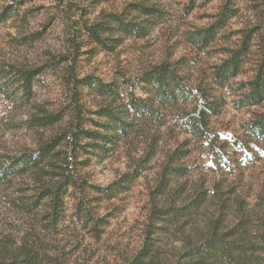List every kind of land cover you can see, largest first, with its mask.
Instances as JSON below:
<instances>
[{"label":"rangeland","instance_id":"rangeland-1","mask_svg":"<svg viewBox=\"0 0 264 264\" xmlns=\"http://www.w3.org/2000/svg\"><path fill=\"white\" fill-rule=\"evenodd\" d=\"M221 1L27 0L12 7L9 17L0 22L2 161L36 146L41 130L31 117L43 110L62 113L63 123L71 117L72 89L67 82L71 66L76 77H97L112 83L118 93L101 98L93 88L80 89L87 128L103 130L94 122L104 121L93 112L99 103L111 100L121 110L129 89L136 96L150 97L140 81L141 73L163 61L176 67L186 85L202 89L220 106L209 117V131L217 137L212 147L182 131L175 108L154 115L135 114L131 130L111 137L103 153H81L77 161H89L76 168L79 184L105 186L133 169L138 176L122 184L113 197L91 191L80 205L77 188L69 189L55 220L51 211L24 212L21 201L27 200L31 190L22 181L7 189L0 187V252L5 248L7 259L18 256L17 247L30 245L35 237L40 243V264H127L151 230L148 192L158 179L164 154L187 138L188 144L179 147L189 151L180 161L188 173L173 179L170 189L185 181L184 189H208V195L189 218L175 224L157 220L143 264H264V138L248 131L252 116L264 108V102L241 109L232 104L237 83L250 75L249 65L224 87L211 79L212 66L222 57L219 51L234 43L236 30L253 19L249 0H240L236 16L207 48L198 50L187 41L191 31L212 20ZM12 2L0 0V9ZM131 2L151 5L159 13L144 37H124L113 51H106L80 27L83 19L104 21L108 13L130 17L126 11ZM31 67L40 72L25 92L16 71ZM192 105V98L179 102V108ZM58 125L55 122L45 133ZM241 222L236 232H230ZM213 233L221 240L218 246L199 250ZM193 246L198 252L189 253Z\"/></svg>","mask_w":264,"mask_h":264},{"label":"trees","instance_id":"trees-1","mask_svg":"<svg viewBox=\"0 0 264 264\" xmlns=\"http://www.w3.org/2000/svg\"><path fill=\"white\" fill-rule=\"evenodd\" d=\"M24 1L27 0H13L12 3L3 6L0 9V22L9 17L12 7ZM239 2L240 0H222L212 15V20L207 25L191 31L187 35V41L198 50L207 48L230 19L236 16L239 11ZM248 8L252 12L253 19L236 30L237 38L234 43L222 47L219 51L222 57L212 66L211 72L212 82L219 87H224L230 80L241 75L249 65L250 75L240 80L235 89L236 94L232 104L236 109L258 106L264 102V0H249ZM126 13L130 17L121 13H108L104 21L96 19L89 22L83 19L80 27L104 50L113 51L124 37L146 36L153 26V19L159 16L155 7L140 2L129 3ZM117 34L119 37H115ZM39 70L31 67L16 71L18 82L25 92L30 90L31 81L40 72ZM67 77V82L72 89L71 117L63 123L62 113L52 115L44 110L41 114L31 117L36 128L41 130L36 146L33 149L21 151L7 161L0 159V187L10 188L13 182L20 180L31 190L30 194L25 196L27 200L21 201L22 208L28 215H32L31 212L35 209L38 211L43 209L53 212L55 220L63 208L69 189L77 188L81 196L80 205L81 200L87 198L91 191L111 198L116 192L122 190V184L136 178L139 173L133 169L121 173L105 186L91 183L79 184L80 175L76 168L77 164L85 166L89 161V159L77 161L81 153L92 156L103 153L111 137L126 134L128 130H131L134 127L135 114L154 115L160 114L161 109L175 108L180 112L179 119L184 133L202 140L211 147L216 142L217 137L211 135L209 131V117L211 114L218 113L220 105L206 96L202 89L186 85L176 67L170 62L153 64L141 73L140 81L148 88L150 97L136 96L133 90L129 89L127 103L121 110L114 108L111 100L96 105L93 112L104 121L103 123L94 122L95 126L103 128L102 131L85 127L80 89L93 88L101 98L104 96L110 98L117 97L116 88L112 83H103L97 77L93 79L89 76L76 77L73 66L67 71ZM191 98L193 100L191 108H179L180 101L185 102ZM55 122H59L58 128L46 134L47 127ZM248 131L252 135L264 138V108L252 116ZM187 144L188 139L184 138L182 141H177L175 147L165 152L158 179L148 192L150 222L148 225L151 230L147 233L143 246L127 264H143L144 258L148 257L150 250L148 240L150 234L157 228V220L175 224L180 219L193 216L205 202L208 189H184L185 181L175 183L177 185L174 186L177 189H170L173 179L185 177L188 173L180 161L189 151L181 150L179 147V145ZM180 187L182 189H179ZM176 194L177 196L174 197ZM241 224L242 222L230 232H236ZM212 232L215 231L212 230ZM95 234L98 236L99 233ZM220 241L213 233L198 249L218 246ZM39 245L38 240L32 237L30 245H19L16 249L19 255L8 259L4 255L6 249L3 248V253L0 252V264H40ZM198 249L193 246L189 253L198 252Z\"/></svg>","mask_w":264,"mask_h":264}]
</instances>
